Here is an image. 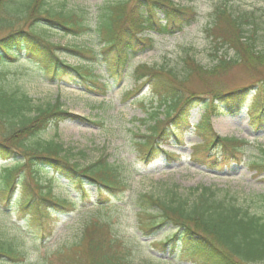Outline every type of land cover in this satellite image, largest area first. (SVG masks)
<instances>
[{
	"label": "trees",
	"instance_id": "trees-1",
	"mask_svg": "<svg viewBox=\"0 0 264 264\" xmlns=\"http://www.w3.org/2000/svg\"><path fill=\"white\" fill-rule=\"evenodd\" d=\"M126 3L121 0L110 5L112 11L96 30L105 48L103 60L111 75L124 71L128 59L146 48L150 39L143 38V32H181L198 16L193 7L181 6L173 0H136L129 9ZM47 5L48 0H0V27L11 28L0 37V64L11 63L18 57V52L25 51L30 57L37 56L54 80L71 83L85 79L92 86L101 85L93 67L98 62L99 52L85 46L68 49L90 62L71 65L59 56L58 50L62 48L41 33L24 25L14 27L26 16L38 20L39 15L49 26L67 34L78 36L88 30L80 15ZM206 32L213 43L211 66H204L188 56L179 71L147 65L135 69L136 78L151 86L156 112L161 107L165 109L164 118H155L151 133L136 143L135 149L146 160L161 153L174 158L160 146L168 144L169 140L183 144L184 133L190 129L191 111L198 105L205 108V114L194 128L204 132L207 143L204 146L198 144L196 149L209 153L206 159H211L209 165L212 166L219 160L213 152L215 146L216 151L225 147L231 156L239 150L231 144L237 142L234 138L213 134L210 125L213 115L239 112L251 91L257 89L254 104L261 107L259 116L264 121V27L253 12L236 13L225 3H220L211 13ZM234 66L255 74L254 80L232 89L218 86L206 90L184 89L192 78L197 77L204 83L223 77ZM202 96H211L212 100L206 102ZM153 103L152 100L150 105ZM67 114L58 101L47 107H36L25 91L0 89V125L4 130L0 135V159L11 161L9 165L0 166V198L10 203L19 190L14 202L42 238L50 236L61 216L75 209L80 201L85 206L93 202L98 211L89 213L82 238L72 244L74 247L84 245L83 252L65 259L64 264H140L131 255L132 249L127 242L113 232L107 219L111 206L124 202L127 184L120 168L106 156L81 167L71 161L60 143L41 137L50 124L59 123ZM262 153L263 160L252 163L256 171L264 167V149ZM25 163L31 167L29 176L21 172ZM38 166H45L71 180L79 199L57 198L49 187L45 190L37 176ZM174 188L176 190L175 185ZM173 190L170 189L166 196L170 203L148 194L132 199L137 229L143 237L154 235L166 226L175 228L164 239L150 243L151 247L153 244L166 249L170 245L173 253L182 251L197 257L203 264H264V195L260 200L262 207L252 211L248 205L238 202L236 196L230 198L227 193L218 198L211 187L197 189V197L191 204L189 199H183ZM110 196H114L113 201L108 199ZM25 258L23 250L0 234V261L13 264Z\"/></svg>",
	"mask_w": 264,
	"mask_h": 264
},
{
	"label": "rangeland",
	"instance_id": "rangeland-1",
	"mask_svg": "<svg viewBox=\"0 0 264 264\" xmlns=\"http://www.w3.org/2000/svg\"><path fill=\"white\" fill-rule=\"evenodd\" d=\"M119 1L121 0H48V8L75 12L83 18L88 30L78 36L49 26L39 15L38 20L26 16L14 26L32 27L41 33L51 43L62 48L58 50L59 56L71 65L90 62L68 49L75 46L95 49L99 56L98 62L94 63V73L105 87L97 88L82 80H78L76 84L54 80L39 63L37 56L30 57L21 52L11 63L0 64V89L25 91L36 107H47L58 101L61 108L68 112L67 117L59 123L50 124L41 137L60 143L71 161L81 167L106 156L120 168L128 188L124 193V202L112 205L107 219L115 234L131 247V255L137 263L203 264L197 257L182 251L173 253L170 245L166 249L155 245L151 247L150 242L164 239L175 228L172 225L166 226L154 235L143 237L137 229L136 209L132 199L148 194L166 200L170 189L175 190V185V191L183 199H189L191 204L197 197V189L211 187L217 192L218 198H223L228 193L230 198L236 196L238 202L248 205L252 211H258L262 207L260 200L264 195V167L256 171L252 168V163L263 160L264 121L259 116L261 107L254 104L253 96L257 89L252 90L246 98L241 112L220 114L210 119L214 135L237 140L231 143L239 148L234 155L231 156L225 147L216 151L215 146L213 152L219 157L218 164L209 165L211 159H206L209 153L199 152L194 147L199 143L204 146L207 138L203 137L204 132L195 131L192 127L183 144L170 140L169 145L160 146L175 158L159 153L157 157L146 160L143 154H138L135 147L154 125L155 115L152 112L156 104L150 105L153 97L150 86L140 87V82L136 81L133 73L138 65L144 64L179 71L188 56L194 57L204 66H211L213 43L206 28L214 8L225 3L236 13L253 12L261 27H264V0H173L181 6L196 9L197 19L186 25L181 32L144 33L151 39V47L131 57L126 64V71L114 78L104 63L105 48L96 30L99 23L108 18L112 11L108 7ZM134 1L136 0H125L127 9L132 7ZM145 10L144 7L143 11ZM10 30L11 28L0 27V37ZM108 57L111 58L110 55ZM254 78L255 74L247 73L241 66H234L223 77L208 79L204 83L197 77L192 78L184 89L206 90L210 86L232 89L249 84ZM202 97L206 98V102L212 100L211 96ZM259 101L257 103L260 104ZM158 113L157 118L163 119V108ZM203 114L204 108L199 105L191 112L193 126L199 124ZM3 131L0 125V135ZM9 164L11 161L0 159V166ZM21 169L22 174L30 175L31 167L28 163L23 164ZM37 176L43 185L47 184L52 189L56 197L79 199L71 180L58 176L45 166H38ZM18 193L19 190L10 203L0 198V234L13 241L26 255L24 261L13 264H64L65 259L83 252L84 245L74 247L72 244L82 238L89 213H97V205L94 206L91 202L85 206L80 201L73 212L61 216L51 236L42 238L39 231L27 223L14 202ZM108 199L113 201L114 196ZM166 202L170 203V200ZM0 264L12 263L0 261Z\"/></svg>",
	"mask_w": 264,
	"mask_h": 264
}]
</instances>
